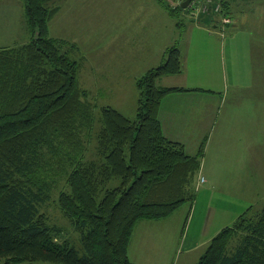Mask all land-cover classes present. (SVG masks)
<instances>
[{
    "label": "trees",
    "instance_id": "16d2710c",
    "mask_svg": "<svg viewBox=\"0 0 264 264\" xmlns=\"http://www.w3.org/2000/svg\"><path fill=\"white\" fill-rule=\"evenodd\" d=\"M48 1L23 0L30 39L0 46V264H137L128 253L137 222L166 218L199 194L193 181L206 139L188 152V121L177 120L180 133L166 130L162 102L172 93L215 91L157 83L183 69L176 42L138 78L133 119L101 107L99 159L84 160L96 104L80 86L73 44L50 35L59 7ZM161 6L174 17L183 9ZM211 12L199 22L221 18ZM61 180L59 207L80 232L83 255L44 210ZM195 264H264V206H249L223 227Z\"/></svg>",
    "mask_w": 264,
    "mask_h": 264
},
{
    "label": "rangeland",
    "instance_id": "374dc122",
    "mask_svg": "<svg viewBox=\"0 0 264 264\" xmlns=\"http://www.w3.org/2000/svg\"><path fill=\"white\" fill-rule=\"evenodd\" d=\"M184 1H48L51 7H59L49 21L50 35L73 44L69 47V54L80 63V86L87 90L88 99L96 104V121L90 133L85 135L87 147L84 160L99 159L97 134L101 127V107L113 106L133 119L138 105V78L163 62L167 57L164 55L166 49L176 42L181 50L183 69L180 73L159 78L157 83L215 90V93L194 91L200 95L187 92L171 100H177L187 113L195 112V116L199 115L203 120L215 117L216 129H222V125L229 126V132L221 137L229 146V151H219L211 145L212 142L209 143L210 152L213 155L219 153L222 158L209 154L204 165L205 172L202 160L200 171L193 181L198 193H201L195 213L196 201L188 202L171 215L169 225L142 227V249L147 246L151 230H167L169 245L166 254H163V264H195L217 228L232 225L233 218L237 216L235 214L242 213L251 205L264 206V159L263 153L260 155L262 146L257 136L264 124V4L260 5L259 0H246L247 3L242 6L243 0H240V11L235 6V27L228 29L232 25L221 22V16L214 22L208 20L213 24L210 25L212 30L206 23H199L200 19L195 18L189 5L175 17L161 6L165 2L175 8L182 6ZM221 13L228 14L222 10ZM242 20L248 22L249 31L254 32L252 57L249 48L241 42L244 41V32L231 39L232 34L241 29ZM222 26L226 28L217 29ZM30 36L23 0H0V45L21 44L27 42ZM208 93L215 96H207ZM191 124L195 126L190 120L184 123L190 127ZM210 136L216 138V131ZM188 138L187 151L195 152L203 139L196 141L198 137L195 133L189 134ZM64 186L65 182L61 180L44 210L83 255L81 234L59 207V191ZM202 201L205 202L202 219L204 223L208 219V228L204 231L187 226L189 215L194 214V224L195 220L201 219ZM196 242L203 244L197 250L194 246ZM32 264L63 263L42 260Z\"/></svg>",
    "mask_w": 264,
    "mask_h": 264
},
{
    "label": "crops",
    "instance_id": "0c3cea01",
    "mask_svg": "<svg viewBox=\"0 0 264 264\" xmlns=\"http://www.w3.org/2000/svg\"><path fill=\"white\" fill-rule=\"evenodd\" d=\"M250 2H251V0H250ZM240 3H241L240 0H227V9L230 12L229 14L232 15V17L234 18V22L231 24L232 26L229 27L228 29L234 28L236 25V22H237V17H236V11L237 10L236 9L237 8H235V6L238 7V11H240V9H239ZM242 3H243L242 4V6H243L247 3V1L243 0ZM259 3H260V5L264 4V2H262L261 0H259ZM206 14H210V13H206ZM206 20H208V19H205V21H201L199 23H206L212 29V26H210V25H213V24L211 22L209 23V21L206 22ZM247 24H248V22L242 20L241 29L239 30V32H234L232 34L231 39L234 40L235 38H238L237 35H239L241 31L244 32V34H242V36L244 37V41L241 40V42L243 45H245L246 47L249 48L250 54L252 57V52H253V48H254V41H253L254 32L249 31V29H251V28L247 27ZM222 27L223 28H221V29L220 28H217V29L218 30H224L226 28V27L224 28V26H222ZM212 30H214V29H212ZM0 46H10V45H0ZM229 46L231 47V43ZM168 85H170V84H167V86ZM212 90H213V88H212ZM182 94H187V92L186 93L185 92L172 93V94H169L168 96L165 97V99L162 102L161 118H162L163 123L166 127V130H168V131L180 133L181 129H180L179 125L181 124V121H177V120L183 119V121H185L187 119V121L190 120L192 123H195V126L191 124L190 134L195 133V135L198 137V139L196 141L202 140L204 138L206 139V135H208V138L205 142V146H206L205 156L203 158V171H204L205 161L207 160V157L209 154H211L214 158H215V156H218V159L222 158V155H220L219 153H215L214 154L215 156H214L210 152V147H208L210 142H212L211 145L213 147L217 148L219 151H229V146L222 141L221 137L226 135L229 132L230 127L227 125H222L223 126V127H221L222 129H216L215 125H216L217 121H216L215 117H213V119H210V120L209 119L203 120L201 117H199V115L195 116V112L192 114L187 113L182 108L181 104H179L180 102H178L177 100L171 102V100L173 98H180L181 96H183ZM189 94H191V95L192 94H199L200 95L199 92L198 93L189 92ZM209 94L210 93H208L206 95L207 96H215V94H213V93L210 95ZM197 104L198 103H196L195 105H197ZM204 106H206V105H203L202 107H204ZM178 123H179V125H178ZM262 126H263V128H261V130L259 128V130L257 132V136H259L258 141H260V144L262 146V151H260V155H261V153H263V159H264V124ZM214 131H216L217 136H216V138H213V137L211 138L210 134L213 133ZM260 131H261V136L259 135ZM213 140H215V141H213ZM226 156L229 157V154H227ZM216 170H218V169L215 168V171ZM205 178H206L205 182H207L208 178L206 175H205ZM199 193H200V191H199ZM200 197H201V193L199 194L198 198L196 199V205L194 207V213L198 209L197 203L199 202ZM203 202L204 201H202L200 203L202 206L201 219L199 221L195 220V224H194L193 221H194V219H196V218H194V214L189 215L188 221H187V226H189V228L190 227L192 228V226H194V228L198 227L199 230L202 229L203 231L206 228H208V227H206V225L208 223V219H207L206 223H204V220L202 219L203 214L205 212V209L203 207V204L205 205V202L204 203ZM207 211H208V208H207ZM208 213H209V211H208ZM240 214L241 213L235 214L237 216L233 218L234 219L233 221H235L236 218ZM170 218H171V215L166 217V218H162V219H156V220H146L145 219V220H140L137 222V224L135 225V228H134V232H133L132 239H131V242L129 245V250H128L129 257H134L132 259L130 258L132 261L136 262L137 264H142V263L143 264H163L164 263L163 262L164 261L163 254H166V251H167V248L169 245V241H168V237H167V234H168L167 230H166V232L164 231V228L160 229L159 231L151 230L150 236L147 239V246L145 249H142V247H141V241H142L141 233L143 231L142 227H145V226H150V227L164 226L165 227V225H169V222L171 220ZM220 229L221 228H217L215 234H217ZM137 232H139L138 235H137ZM212 238H213V236H212ZM202 245L203 244H200L197 242L194 243L196 250L198 248H200Z\"/></svg>",
    "mask_w": 264,
    "mask_h": 264
},
{
    "label": "built area",
    "instance_id": "2783aa9c",
    "mask_svg": "<svg viewBox=\"0 0 264 264\" xmlns=\"http://www.w3.org/2000/svg\"><path fill=\"white\" fill-rule=\"evenodd\" d=\"M189 6L192 7L190 10L197 19L202 14H206L213 10L215 13H220V16H222L221 22L226 24L232 22V18L228 14L222 15L221 10L223 11V5L221 1L213 2V0H191Z\"/></svg>",
    "mask_w": 264,
    "mask_h": 264
},
{
    "label": "water",
    "instance_id": "95a60500",
    "mask_svg": "<svg viewBox=\"0 0 264 264\" xmlns=\"http://www.w3.org/2000/svg\"><path fill=\"white\" fill-rule=\"evenodd\" d=\"M190 2H191V0H185V1L182 3V7H186L187 5H189Z\"/></svg>",
    "mask_w": 264,
    "mask_h": 264
}]
</instances>
